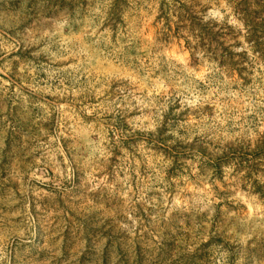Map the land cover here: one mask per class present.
<instances>
[{
    "label": "rangeland",
    "instance_id": "374dc122",
    "mask_svg": "<svg viewBox=\"0 0 264 264\" xmlns=\"http://www.w3.org/2000/svg\"><path fill=\"white\" fill-rule=\"evenodd\" d=\"M160 3L0 0V264H264V0Z\"/></svg>",
    "mask_w": 264,
    "mask_h": 264
},
{
    "label": "trees",
    "instance_id": "16d2710c",
    "mask_svg": "<svg viewBox=\"0 0 264 264\" xmlns=\"http://www.w3.org/2000/svg\"><path fill=\"white\" fill-rule=\"evenodd\" d=\"M160 6H161L160 7V11H161V16H162V15H164V7H166V4L164 3V0H161ZM236 9L238 10V6H237ZM240 12H241L240 15L243 16V23L247 26L248 30H251V32H248L249 33V37H250L249 40L251 42H254L253 38H256V35H257V32L255 31L257 23H255V20H253L252 16L247 14V12H242V11H240ZM160 18H162V17H160Z\"/></svg>",
    "mask_w": 264,
    "mask_h": 264
}]
</instances>
